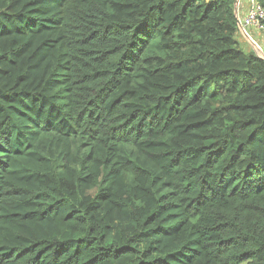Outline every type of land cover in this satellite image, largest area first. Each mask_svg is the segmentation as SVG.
<instances>
[{
	"label": "trees",
	"instance_id": "1",
	"mask_svg": "<svg viewBox=\"0 0 264 264\" xmlns=\"http://www.w3.org/2000/svg\"><path fill=\"white\" fill-rule=\"evenodd\" d=\"M235 2L0 0V264H264Z\"/></svg>",
	"mask_w": 264,
	"mask_h": 264
},
{
	"label": "built area",
	"instance_id": "2",
	"mask_svg": "<svg viewBox=\"0 0 264 264\" xmlns=\"http://www.w3.org/2000/svg\"><path fill=\"white\" fill-rule=\"evenodd\" d=\"M242 2L243 0H238V12ZM246 2L248 5L247 16L244 20L240 18V15H238V18L245 32L250 36L252 41L258 44L251 34H249L248 29L251 28L256 31H264V7L258 0H246Z\"/></svg>",
	"mask_w": 264,
	"mask_h": 264
},
{
	"label": "rangeland",
	"instance_id": "3",
	"mask_svg": "<svg viewBox=\"0 0 264 264\" xmlns=\"http://www.w3.org/2000/svg\"><path fill=\"white\" fill-rule=\"evenodd\" d=\"M247 16V13L244 16H240V18L242 20H244ZM249 34H251V36L258 42V44L261 46L262 51L264 53V31H252L251 28L248 29ZM237 40L240 43L241 48L245 51V52H249V51H254V49L251 47V45L249 44V42L247 41L246 37L239 33ZM256 53V52H255ZM264 58V57H263Z\"/></svg>",
	"mask_w": 264,
	"mask_h": 264
},
{
	"label": "water",
	"instance_id": "4",
	"mask_svg": "<svg viewBox=\"0 0 264 264\" xmlns=\"http://www.w3.org/2000/svg\"><path fill=\"white\" fill-rule=\"evenodd\" d=\"M235 15H236V17L238 19L239 32L246 37L247 41L249 42V44L251 45V47L254 49V51L256 52V54L259 57L263 58L264 57V53L262 51V48L256 42L252 41V39L250 38V36L245 32V30L241 26L240 20L238 18V15H239V12H238V0H236V2H235ZM257 49H260L261 50V53H259Z\"/></svg>",
	"mask_w": 264,
	"mask_h": 264
},
{
	"label": "crops",
	"instance_id": "5",
	"mask_svg": "<svg viewBox=\"0 0 264 264\" xmlns=\"http://www.w3.org/2000/svg\"><path fill=\"white\" fill-rule=\"evenodd\" d=\"M247 9H248L247 2H246V0H243L242 5L240 6V9H239V15L244 16L247 13ZM252 31L256 32L255 29H252ZM257 50L259 53H261L260 49H257Z\"/></svg>",
	"mask_w": 264,
	"mask_h": 264
},
{
	"label": "clouds",
	"instance_id": "6",
	"mask_svg": "<svg viewBox=\"0 0 264 264\" xmlns=\"http://www.w3.org/2000/svg\"><path fill=\"white\" fill-rule=\"evenodd\" d=\"M260 46V45H259ZM261 47V46H260Z\"/></svg>",
	"mask_w": 264,
	"mask_h": 264
}]
</instances>
